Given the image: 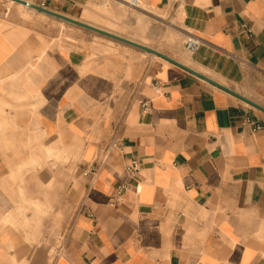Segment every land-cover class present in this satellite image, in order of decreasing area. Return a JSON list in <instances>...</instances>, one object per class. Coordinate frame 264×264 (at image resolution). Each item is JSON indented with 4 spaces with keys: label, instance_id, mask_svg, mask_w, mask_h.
<instances>
[{
    "label": "crops",
    "instance_id": "crops-1",
    "mask_svg": "<svg viewBox=\"0 0 264 264\" xmlns=\"http://www.w3.org/2000/svg\"><path fill=\"white\" fill-rule=\"evenodd\" d=\"M29 1L264 105V0H113L175 14L176 53L78 16L104 0ZM25 8L0 0V264H264V111L100 33L60 41Z\"/></svg>",
    "mask_w": 264,
    "mask_h": 264
},
{
    "label": "rangeland",
    "instance_id": "rangeland-1",
    "mask_svg": "<svg viewBox=\"0 0 264 264\" xmlns=\"http://www.w3.org/2000/svg\"><path fill=\"white\" fill-rule=\"evenodd\" d=\"M121 3L120 1L104 0L103 3L91 5L87 14L78 16H85L93 22L109 26L171 53H176L189 39L188 33L175 14L158 10H144L138 6ZM25 10L34 13L35 15L32 17L49 29L53 36L59 33L60 41L85 48L90 45L91 38L94 43L100 40L97 37L98 34L92 30L46 13H39L38 10L27 8V6ZM34 214L40 220L41 214L46 213ZM50 216L52 218V212ZM35 230L40 231V229Z\"/></svg>",
    "mask_w": 264,
    "mask_h": 264
},
{
    "label": "water",
    "instance_id": "water-1",
    "mask_svg": "<svg viewBox=\"0 0 264 264\" xmlns=\"http://www.w3.org/2000/svg\"><path fill=\"white\" fill-rule=\"evenodd\" d=\"M13 1H16V2H19V3H22L24 5H27L29 7H32L38 11H41V12H44V13H47L49 15H52V16H55L57 18H60L64 21H67V22H70V23H73L75 25H78V26H81L83 28H86V29H89V30H92L94 32H97V33H100L102 35H105V36H108V37H111V38H114L116 40H119V41H122V42H125V43H128L130 45H133V46H136L138 48H141L145 51H148L150 53H153V54H156V55H159L181 67H183L184 69L190 71L191 73L217 85L218 87H221L231 93H233L234 95L240 97L241 99H243L244 101L258 107L259 109L263 110L264 111V105L259 103L258 101L242 94L241 92L239 91H236L234 90L233 88L213 79L212 77L208 76V75H205L203 74L202 72L182 63L181 61L175 59L174 57L168 55L167 53L159 50V49H156L150 45H147V44H144L142 42H139V41H136L134 39H131V38H128V37H125L123 35H120V34H117L113 31H110V30H107L105 28H102V27H99L97 25H94L92 23H89V22H86V21H83L81 19H78L76 17H73V16H70V15H67L65 13H62V12H59L57 10H53L51 8H48L46 6H43L39 3H35V2H32V1H29V0H13Z\"/></svg>",
    "mask_w": 264,
    "mask_h": 264
},
{
    "label": "built area",
    "instance_id": "built-area-1",
    "mask_svg": "<svg viewBox=\"0 0 264 264\" xmlns=\"http://www.w3.org/2000/svg\"><path fill=\"white\" fill-rule=\"evenodd\" d=\"M139 0H131L132 4H136ZM245 31H251V29L248 26H244ZM199 44L198 39L189 40L188 47L191 50H194ZM247 121L253 124V129H258L261 127L260 123L253 121L252 119L247 117ZM140 167V161L138 158H133L131 163L128 165V170L131 174H134L138 171Z\"/></svg>",
    "mask_w": 264,
    "mask_h": 264
},
{
    "label": "bare ground",
    "instance_id": "bare-ground-1",
    "mask_svg": "<svg viewBox=\"0 0 264 264\" xmlns=\"http://www.w3.org/2000/svg\"><path fill=\"white\" fill-rule=\"evenodd\" d=\"M13 1V0H12ZM25 6H27V5H25ZM27 7H29V6H27ZM30 8H32V7H30ZM32 9H34V8H32ZM36 10V9H35Z\"/></svg>",
    "mask_w": 264,
    "mask_h": 264
}]
</instances>
